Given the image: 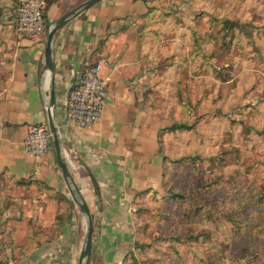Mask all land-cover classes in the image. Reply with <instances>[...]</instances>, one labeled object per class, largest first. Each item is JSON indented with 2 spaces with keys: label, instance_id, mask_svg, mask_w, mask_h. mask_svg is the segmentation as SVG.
I'll list each match as a JSON object with an SVG mask.
<instances>
[{
  "label": "rangeland",
  "instance_id": "1",
  "mask_svg": "<svg viewBox=\"0 0 264 264\" xmlns=\"http://www.w3.org/2000/svg\"><path fill=\"white\" fill-rule=\"evenodd\" d=\"M143 3L142 97L162 173L131 200L114 264H264V0Z\"/></svg>",
  "mask_w": 264,
  "mask_h": 264
},
{
  "label": "crops",
  "instance_id": "2",
  "mask_svg": "<svg viewBox=\"0 0 264 264\" xmlns=\"http://www.w3.org/2000/svg\"><path fill=\"white\" fill-rule=\"evenodd\" d=\"M17 0H0V245L5 264H76L86 216L71 195L51 141L32 156L24 148L30 127L47 122L50 73L43 50L50 25L85 0H46L45 31L16 33ZM143 0H97L54 35V118L70 180L93 220L87 264L120 261L132 232L131 200L156 186L162 173L155 117L145 109L146 81L135 34ZM106 61L100 74L106 97L98 122H67L65 103L73 75Z\"/></svg>",
  "mask_w": 264,
  "mask_h": 264
},
{
  "label": "built area",
  "instance_id": "3",
  "mask_svg": "<svg viewBox=\"0 0 264 264\" xmlns=\"http://www.w3.org/2000/svg\"><path fill=\"white\" fill-rule=\"evenodd\" d=\"M46 0H17L14 9V29L19 35L36 36L45 31ZM104 60L87 64L76 72L69 85L65 103L67 122L78 128H88L98 122L106 97V82L100 74ZM50 133L47 122L30 127L24 148L32 156H40L49 146Z\"/></svg>",
  "mask_w": 264,
  "mask_h": 264
},
{
  "label": "water",
  "instance_id": "4",
  "mask_svg": "<svg viewBox=\"0 0 264 264\" xmlns=\"http://www.w3.org/2000/svg\"><path fill=\"white\" fill-rule=\"evenodd\" d=\"M97 0H85L77 8L66 13L59 19H57L52 25L47 29L45 46L43 50V60L44 68L49 71L50 79L52 83L50 96L51 100L49 102V112H47V126L50 133L51 141L56 153L57 161L61 169V173L67 182L69 189V194L78 205V207L84 212L86 216V227H85V236L83 246L80 250L76 264H87L91 255L92 248V235H93V220L90 210L82 197L80 191L76 188L73 182L70 180V173L66 167L65 153L62 148V140L60 136V131L56 126L53 108H54V89H53V76L54 72V63L52 55V41L55 33L62 28L71 18L79 14L81 11L86 9L88 6L96 2Z\"/></svg>",
  "mask_w": 264,
  "mask_h": 264
},
{
  "label": "trees",
  "instance_id": "5",
  "mask_svg": "<svg viewBox=\"0 0 264 264\" xmlns=\"http://www.w3.org/2000/svg\"><path fill=\"white\" fill-rule=\"evenodd\" d=\"M183 127V124H174L171 126L170 131L176 130L177 128ZM139 195H136L134 198L138 197ZM134 200V199H133Z\"/></svg>",
  "mask_w": 264,
  "mask_h": 264
},
{
  "label": "bare ground",
  "instance_id": "6",
  "mask_svg": "<svg viewBox=\"0 0 264 264\" xmlns=\"http://www.w3.org/2000/svg\"><path fill=\"white\" fill-rule=\"evenodd\" d=\"M81 250V249H80Z\"/></svg>",
  "mask_w": 264,
  "mask_h": 264
}]
</instances>
